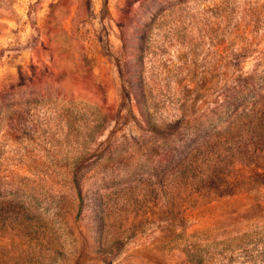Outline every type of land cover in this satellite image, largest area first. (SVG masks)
<instances>
[{
  "label": "rangeland",
  "instance_id": "obj_1",
  "mask_svg": "<svg viewBox=\"0 0 264 264\" xmlns=\"http://www.w3.org/2000/svg\"><path fill=\"white\" fill-rule=\"evenodd\" d=\"M263 110L264 0H0V264H264Z\"/></svg>",
  "mask_w": 264,
  "mask_h": 264
},
{
  "label": "trees",
  "instance_id": "obj_2",
  "mask_svg": "<svg viewBox=\"0 0 264 264\" xmlns=\"http://www.w3.org/2000/svg\"><path fill=\"white\" fill-rule=\"evenodd\" d=\"M261 113H260V115L257 117V121H256V126L254 127V128H260L259 130H260V132L264 129V110L263 111H260ZM258 130V131H259ZM260 134V133H259ZM258 167H259V165H258ZM228 180V179H227ZM235 183H236V181L235 180H228V181H225L224 183H223V186H234L235 185ZM255 202V201H254ZM256 206H259V205H262V202L261 201H256ZM255 206V207H256ZM189 254V256H190V260H195L196 258H197V256H195V254L193 253V252H191V254L190 253H188Z\"/></svg>",
  "mask_w": 264,
  "mask_h": 264
}]
</instances>
